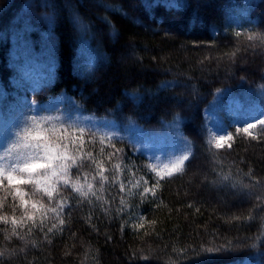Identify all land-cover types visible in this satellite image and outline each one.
Returning <instances> with one entry per match:
<instances>
[{
    "label": "trees",
    "instance_id": "obj_1",
    "mask_svg": "<svg viewBox=\"0 0 264 264\" xmlns=\"http://www.w3.org/2000/svg\"><path fill=\"white\" fill-rule=\"evenodd\" d=\"M245 30L264 33V0H0V132L18 126L36 101L40 115L115 134L119 159L101 155L98 137L92 144L86 135L83 151L109 169L122 161L126 185L143 176L151 187V158L166 161L185 140L192 151L184 172L160 180L155 196L128 195L130 185L119 192L111 172L107 204L62 189L63 231L45 239L47 228L33 229L26 246L13 238L7 247L16 252L0 264H264V208L232 187L264 183V138L238 133L243 122L222 111L231 148L206 142L214 132L207 112L220 93H247V105L264 110V48L235 35ZM35 74L43 75L39 87L29 79ZM83 171L91 180L94 166ZM212 245L230 250L202 252Z\"/></svg>",
    "mask_w": 264,
    "mask_h": 264
},
{
    "label": "snow or ice",
    "instance_id": "obj_2",
    "mask_svg": "<svg viewBox=\"0 0 264 264\" xmlns=\"http://www.w3.org/2000/svg\"><path fill=\"white\" fill-rule=\"evenodd\" d=\"M235 35L245 36L246 40L251 42L249 44L251 48H264V33L245 30L236 31ZM232 55L234 56L235 52ZM39 112V105L33 101L30 114L18 126L7 132H0V192L3 193L0 195V225L5 226L0 228V232L4 233L3 241L5 242V247L0 249V257H4L6 253L15 254L16 249L9 252L7 247L13 238L24 242L25 246L30 243L26 236L31 235L33 229L43 232L47 228L45 239H48V234L53 233L54 230L63 231L66 222L64 209L69 204L68 197L62 195V189L70 188L73 193L90 204L93 203L92 198L107 204L109 201L104 199L103 193L106 191L105 185L109 184V177L105 173L111 172L112 184L118 183L119 192L124 193L126 187L130 185L128 195H131L132 190L135 189L142 198L148 194L155 196L159 181L182 174L186 161L192 155L190 142L185 140L183 149L173 153L166 161L157 162L153 157L145 166L149 172L154 173L155 184L149 187V181L141 176L135 179V182L128 180L126 185L124 180L119 179L124 170L122 161L109 169L104 166L103 160H97L91 151L86 153L83 151L86 135L90 137L88 143L92 144L96 143L98 137L102 145L101 155L108 161H111L113 157L119 159L123 149L115 147L117 142H122L118 136L109 133L100 134L92 127L70 122L63 116L40 115ZM258 126L257 133L250 132V129H256ZM241 131L252 139L264 138V111L254 117L253 121L246 122V126L237 128L238 133ZM232 139L231 133H215L209 130L206 142L210 148L219 150L225 145L231 148L229 142ZM105 147H111L113 151L105 154ZM92 166H94V172L89 180L90 173L83 170ZM72 168L77 169L75 177L71 172ZM132 175L135 177V173ZM220 178L229 181L230 175H221ZM97 179L99 180L98 188L96 187ZM249 179L252 180L251 176ZM23 186H29V189L25 190ZM232 187L247 190L248 195L256 201L255 207L264 208V183L261 181L255 180L245 184L236 180ZM45 198L47 202H44ZM120 203L121 205L125 203L124 197H121ZM248 218L252 219L251 216ZM139 219L143 221L144 217L141 216ZM49 223L51 226H48ZM9 225H11L10 229ZM138 227L142 228L143 223H140ZM25 228L27 233L24 232ZM31 243L34 245V242ZM24 250V248L19 249V251ZM228 250L230 248L227 245L202 248V252L208 255ZM150 258V253H141L140 259L149 260Z\"/></svg>",
    "mask_w": 264,
    "mask_h": 264
},
{
    "label": "rangeland",
    "instance_id": "obj_3",
    "mask_svg": "<svg viewBox=\"0 0 264 264\" xmlns=\"http://www.w3.org/2000/svg\"><path fill=\"white\" fill-rule=\"evenodd\" d=\"M42 77L43 75L39 76V74L29 77L32 86L39 87ZM249 97L250 96L247 93H244L243 96L240 97L233 93H220L218 95L217 103L207 112L211 123L210 125L214 128L213 130L215 133L227 132L223 114L233 118L235 121L243 122L244 126H246V122L253 121L254 117L259 116V113L264 111L262 107L258 108V106L255 105L248 106ZM226 102L228 103V106H226ZM222 111H224L223 114Z\"/></svg>",
    "mask_w": 264,
    "mask_h": 264
}]
</instances>
